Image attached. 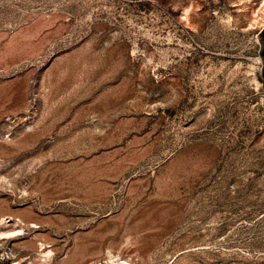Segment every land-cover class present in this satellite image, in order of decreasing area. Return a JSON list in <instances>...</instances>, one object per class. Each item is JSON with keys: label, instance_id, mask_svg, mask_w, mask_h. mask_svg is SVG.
Returning a JSON list of instances; mask_svg holds the SVG:
<instances>
[{"label": "rangeland", "instance_id": "rangeland-1", "mask_svg": "<svg viewBox=\"0 0 264 264\" xmlns=\"http://www.w3.org/2000/svg\"><path fill=\"white\" fill-rule=\"evenodd\" d=\"M261 0H0V264H264Z\"/></svg>", "mask_w": 264, "mask_h": 264}, {"label": "water", "instance_id": "water-1", "mask_svg": "<svg viewBox=\"0 0 264 264\" xmlns=\"http://www.w3.org/2000/svg\"><path fill=\"white\" fill-rule=\"evenodd\" d=\"M259 37H260V40H261V47H260V50H259V55H260L261 60H262V65H261V70H260V77H261V79L264 82V26L260 30Z\"/></svg>", "mask_w": 264, "mask_h": 264}, {"label": "bare ground", "instance_id": "bare-ground-1", "mask_svg": "<svg viewBox=\"0 0 264 264\" xmlns=\"http://www.w3.org/2000/svg\"><path fill=\"white\" fill-rule=\"evenodd\" d=\"M262 1V18H263V23H264V0Z\"/></svg>", "mask_w": 264, "mask_h": 264}]
</instances>
